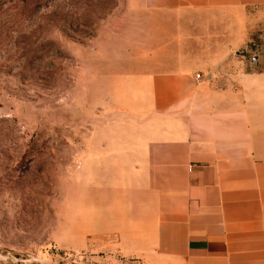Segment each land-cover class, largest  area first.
I'll return each mask as SVG.
<instances>
[{"label": "crops", "instance_id": "crops-1", "mask_svg": "<svg viewBox=\"0 0 264 264\" xmlns=\"http://www.w3.org/2000/svg\"><path fill=\"white\" fill-rule=\"evenodd\" d=\"M132 6L147 57L107 79L120 108L86 141L100 261L264 264V65L249 49L264 0Z\"/></svg>", "mask_w": 264, "mask_h": 264}, {"label": "rangeland", "instance_id": "rangeland-1", "mask_svg": "<svg viewBox=\"0 0 264 264\" xmlns=\"http://www.w3.org/2000/svg\"><path fill=\"white\" fill-rule=\"evenodd\" d=\"M132 1L0 0V264H112L86 231V141L120 108L107 79L147 57ZM249 49L264 65V29Z\"/></svg>", "mask_w": 264, "mask_h": 264}, {"label": "water", "instance_id": "water-1", "mask_svg": "<svg viewBox=\"0 0 264 264\" xmlns=\"http://www.w3.org/2000/svg\"><path fill=\"white\" fill-rule=\"evenodd\" d=\"M256 60V56H254L253 58H252V61H255Z\"/></svg>", "mask_w": 264, "mask_h": 264}]
</instances>
